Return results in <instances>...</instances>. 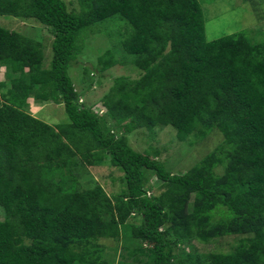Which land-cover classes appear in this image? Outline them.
Here are the masks:
<instances>
[{"label":"trees","instance_id":"16d2710c","mask_svg":"<svg viewBox=\"0 0 264 264\" xmlns=\"http://www.w3.org/2000/svg\"><path fill=\"white\" fill-rule=\"evenodd\" d=\"M73 1L0 0V17L34 19L53 37L45 67L41 42L0 23V264H113L106 240L131 264H264V42L247 31L208 41L198 0ZM114 18L126 28L117 55L98 57L101 78L118 64L140 73L117 77L99 114L69 68ZM31 99L63 105L69 122L39 119ZM168 126L181 143L215 129L224 142L173 174L127 138ZM108 164L123 174L119 194L81 188L76 168ZM230 236L228 252L189 250Z\"/></svg>","mask_w":264,"mask_h":264},{"label":"rangeland","instance_id":"374dc122","mask_svg":"<svg viewBox=\"0 0 264 264\" xmlns=\"http://www.w3.org/2000/svg\"><path fill=\"white\" fill-rule=\"evenodd\" d=\"M73 0H67L70 2ZM202 5L206 19V38L208 41L229 36L240 31L249 32L250 36L258 42H264V0H198ZM74 2V1H73ZM1 25L11 31L27 35L41 42L44 48V66L48 67L52 60L53 37L46 27L34 19H17L12 16L0 17ZM125 23L118 18L97 24L85 38V48L78 58V65L69 68V75L77 90L81 93L84 105L102 114L103 97L109 92L117 77L125 76L131 79L138 77L140 71L133 65H120L107 72V77L101 78L99 72L98 57L106 51H115L116 55L121 43ZM96 72V73H95ZM106 75V73L104 74ZM5 79V72L0 71V81ZM4 89H0L1 95ZM29 112L46 123L56 126L69 122L63 105L48 104L30 100ZM130 146L140 153L158 156V160L164 162L166 168L173 174H183L198 164L206 155L213 152L224 142L222 133L215 129L209 136L198 144L191 145L196 137L191 135L185 143L177 140V132L172 127L156 128L153 131L140 129L128 137ZM223 172L219 168V174ZM75 174L83 190H87L99 184L106 193L113 197L123 189L121 178L123 174L112 165L100 167L83 166L75 169ZM154 192L158 194L160 184L151 176ZM151 195V194H149ZM4 210L0 206V220H4ZM133 222V221H132ZM234 236L216 240L210 245H202L193 242L190 251L207 253L211 251L228 252L236 243ZM107 246L105 257L113 264H131L133 259L127 257L123 250V243L112 240L102 242ZM188 250V249H187Z\"/></svg>","mask_w":264,"mask_h":264}]
</instances>
